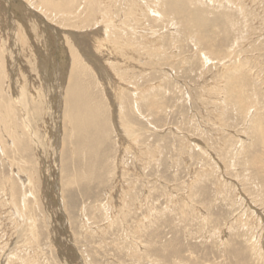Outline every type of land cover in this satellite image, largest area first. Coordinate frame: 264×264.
I'll return each mask as SVG.
<instances>
[{
    "label": "rangeland",
    "instance_id": "1",
    "mask_svg": "<svg viewBox=\"0 0 264 264\" xmlns=\"http://www.w3.org/2000/svg\"><path fill=\"white\" fill-rule=\"evenodd\" d=\"M139 2L117 45L101 18L82 29L110 74L104 95L94 87L98 101L119 105L125 89L130 114L106 106L105 160L90 178L84 153L54 146L66 133L55 115L68 45L48 25L69 28L24 0H0V101L13 103L15 84L29 100L40 94L28 123L40 146L17 101L14 123L0 112V264H264V0ZM122 6H112L116 25ZM75 169L83 178L67 184Z\"/></svg>",
    "mask_w": 264,
    "mask_h": 264
},
{
    "label": "bare ground",
    "instance_id": "2",
    "mask_svg": "<svg viewBox=\"0 0 264 264\" xmlns=\"http://www.w3.org/2000/svg\"><path fill=\"white\" fill-rule=\"evenodd\" d=\"M24 1H26L28 3L27 5H29V6L31 5L32 6L31 8L37 10L40 13L42 12L44 14V18L46 16L48 20L55 21L56 23H58L59 25L65 27V28L81 29V30H76V29H74V30H69L68 29L67 30L66 29L65 30L66 32H62L61 30L57 29L53 25H52L53 27L52 26L50 27L51 23L48 25V28H50V29L52 28L53 29L52 31L57 34L58 40H61L62 36L65 37V45H68V46H67V48H64V46H63L64 50L63 49H60V50H62L61 51L62 55L63 56H67V59L69 60L68 61V60L64 59L63 65H62V67L60 68V71H59V78H58L59 80L57 81L58 89H57V94H56V95L59 96L58 97L59 98L58 105H57L58 106V108H57L58 111L56 112L55 110H52V111L56 112L55 116L57 117L56 118L57 123H58V120H59V123L62 122L63 123V127L64 126L66 127V128L64 127V133L66 132L67 134L65 133V134H63V137H60V135L57 132V137L55 138L54 141H56V143H57V141L59 140V142H60V138H61V145L54 144V146H57V147L60 146V147H62V150H63L64 144H66L67 143L66 141H68V143L70 144V145H68V147H70L69 153L71 154V158H72V155H74V154L76 156H78V155H81L82 153H84L87 156V159H88V162L86 163L87 168H86V170H84V173H85L86 177H90L91 178L96 173V171H94L96 166L104 164V160H105L104 159V155L99 151L98 147H99V144L101 142H104L107 139L106 138V134L108 133V118L106 116L107 112L109 111V109H111L112 114H114L113 117L116 118L117 115H118L119 118H124V119H128V120H130L128 118V115H130V114L128 112L129 108H127V107H129L128 106L129 104H128V100H127V96L128 95H127V92H126L125 89L119 90L117 92V96L116 97H117L118 100L117 99L116 100L119 101V105H118V102L117 103L115 102V100L112 98L111 95H108L109 98L108 97L106 98V100L109 99V103H107V105L101 103L100 101H98V94L94 91V89H95L94 87L95 86L99 87V89L102 90V94H103L105 92L104 91L105 86H106V84H108L107 81H109L108 80V76L110 74L108 73V71L106 70L104 65L102 64L103 61L100 59L101 57L99 58L98 56H96L91 51V49L87 46L86 38L89 37L90 35H92L93 32H90V31L89 32L88 31L83 32L82 29H84L86 27L88 29V27L96 26L99 23L98 19L101 18L100 23H102V24L105 23V24H103V29H104L103 33L105 34L106 38H108L110 44H112L113 46H114V44L117 45V43L120 42L121 39L123 40V38H121V36L123 37V33L125 32V29H127L125 26L131 24L132 22L135 23V22L138 21L139 15L141 14V12H143V9H144L142 7V2H139V0H122L123 1V6H122L121 10H119V11H121V15L118 17L121 21L118 20V22H120V23L116 25L114 23V21H113V18H112V15H111L112 14L111 10H112L113 4L118 2V0H24ZM165 3H167V2L165 1ZM146 5H147V3H146ZM29 14L32 15L31 12ZM26 15L29 16L28 14H26ZM183 19H184V17H183ZM28 20H30L29 17H28ZM25 21H27V20H25ZM28 22H30V21H28ZM42 23H43V21H42ZM47 24L48 23H46V25ZM24 26H25V24H24ZM40 27H42V26H40ZM110 27H112V29ZM131 27H132V25H131ZM134 27L137 29L136 26H134ZM135 28H134V31L136 30ZM33 30H34V28H33ZM129 30H130V28H129ZM39 34H37V36ZM46 34H48V33H46ZM27 35H28V33H27ZM128 40H129V38H128ZM95 41H97V40H95ZM140 43L137 44V42H136L135 44L140 46ZM59 44H61V42H59ZM125 44H127V43H125ZM61 45H63V44H61ZM48 46L50 47V45H48ZM120 47H122V46L120 45ZM15 48H16V46H15ZM35 48L33 50H35ZM46 48H47V46H46ZM124 48H125V46H124ZM100 49H102V48H100ZM115 49H116V47H115ZM122 49H123V47H122ZM137 51H139V50H137ZM117 52H118V50H117ZM130 52H131V50H130ZM106 54H107V52H106ZM209 54H211V53H209ZM17 55L18 54H15L13 52V53H11L12 57L11 56L10 57L11 58H15L14 61H16L18 59ZM31 55H32V61H33V59H34L33 57H35V56H34V54H31ZM205 56H207V55H205ZM211 56H212V54H211ZM206 59H210V61H212L211 57L203 58V60H206ZM60 60H62V59H60ZM65 60L68 62L67 65L65 63ZM47 62H48V60H47ZM113 62H114L113 64L111 63L112 64L111 65L112 68L116 67V65H114V64H116V62L115 61H113ZM33 66H34V64H33ZM52 66H53V64H52ZM37 67H39V66H37ZM12 68L15 69L14 67H12ZM48 72L50 73L51 71H48ZM39 73H41V72H39ZM43 74H44V72H43ZM95 77L97 78V81H96ZM121 78H124V77H121ZM40 80H42V79H40ZM53 82H56V80L53 81ZM12 83H13V81H12ZM52 85L54 86V83ZM52 85H51V87H52ZM16 87H17V84L14 85V91H15V93L17 95L15 97L13 95H11L13 97V98L11 97V99H13V103L11 102V100L8 103L3 101V100L0 101V112H1V118H2L1 121H3V123H5V126H9V124L6 121L7 120L13 121V119H14V113H13L14 112V108H13V106L15 104V101H17V103L20 105V107H22V110H24L25 114H26L24 120L21 118L23 120L24 126H26V128L25 127H23V128L26 129L27 133H30L32 142L36 146H40L39 145L40 142H38V139H37V136H36L35 132L32 130L31 126H29V124H28V123H31V122H29V119H30L29 118L30 117L29 114L32 115L33 112L35 114L38 111V104H36L37 103L36 99L38 98L37 96H40V94L37 93L38 95L37 96H33V97H32V95L34 93L31 96L29 95V97H30V100H29L28 95H27V92H28L27 89H25L24 87H20L19 88L20 90L18 91V88H16ZM39 88L40 87H38V89ZM42 88H40L41 90L40 89L39 90L40 91L46 90V89H44V88L42 89ZM53 91H54V89H53ZM129 92L131 93V91H129ZM144 93L145 92H139V94L142 97L144 96L143 95ZM44 95L46 96V100L44 99V101H45L44 105L47 106L48 105L47 103H49L50 105L53 106V104H52L53 102L50 99L51 95L49 94V92H47V94H44ZM56 95L54 97H56ZM45 96H43V98ZM148 96L145 97V99H147ZM39 100H41V99H39ZM235 100H236V98H235ZM40 102H42V101H40ZM135 103H137V102H135ZM234 103H236V102H234ZM109 104H110V107H109ZM236 104H238V103H236ZM106 106L109 109H107ZM43 109H44V107H43ZM41 110H42V108L40 109V111ZM137 110H139V109L137 108ZM117 111H118L119 114H117ZM47 112H48V109H47ZM3 117H4L5 120H3ZM46 122L48 123V121H46ZM46 122H45V124H47ZM112 122H114V121H112ZM13 123H14V121H13ZM36 123H37V121H36ZM60 126H61V124H60ZM114 128L116 129V127H114ZM44 130H46V129H44ZM47 130H49V129H47ZM121 130L122 129H119L118 125H117V132H119L121 134L122 133V132H120ZM10 132H12V131L10 130ZM60 132H61V130H60ZM256 133L258 134V132H256ZM65 135L67 136V138H66ZM5 136L7 137V135H5ZM8 137H9V135H8ZM28 139H30V138L28 137ZM20 140L21 139L19 138V136L17 138H15V141H17L18 145H19V143H21ZM67 154H68V152H67ZM259 167H260V165H259ZM70 176L71 177L68 178L67 181H66L67 184H71L72 181H77V179L83 178V174L81 172V169H80V171H79V169H75L74 173L72 175H70ZM257 176L258 175H256V177ZM259 177H261L260 174H259ZM263 180H264V178H263ZM65 186H66V184H65ZM258 198H256V199L258 200ZM263 232H264V230H263Z\"/></svg>",
    "mask_w": 264,
    "mask_h": 264
}]
</instances>
